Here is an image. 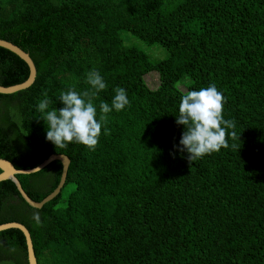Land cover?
I'll list each match as a JSON object with an SVG mask.
<instances>
[{
	"label": "trees",
	"instance_id": "trees-1",
	"mask_svg": "<svg viewBox=\"0 0 264 264\" xmlns=\"http://www.w3.org/2000/svg\"><path fill=\"white\" fill-rule=\"evenodd\" d=\"M0 39L37 68L31 87L0 94V158L18 170L54 154L71 160L62 192L41 209L0 182V225L26 226L38 264H264V0H0ZM93 69L107 84L93 97L97 119L116 87L130 103L107 114L94 151L56 148L37 105L44 92L51 110L63 107L61 92L94 91ZM29 74L0 47V85ZM212 84L236 138L190 162L179 150L181 96ZM62 170L57 160L16 177L41 202ZM0 264H29L19 229L0 232Z\"/></svg>",
	"mask_w": 264,
	"mask_h": 264
},
{
	"label": "clouds",
	"instance_id": "clouds-1",
	"mask_svg": "<svg viewBox=\"0 0 264 264\" xmlns=\"http://www.w3.org/2000/svg\"><path fill=\"white\" fill-rule=\"evenodd\" d=\"M86 83L94 91H84L82 94L74 89L61 92L59 96L62 108L49 110L50 100L47 92L44 99L37 105V111L42 113L46 123V139L56 148H66L69 144L76 143L86 146L94 151L102 126L108 122V113L113 109L117 112L129 105L126 90L122 87L115 88V95L111 106L106 102L99 105L100 115L97 119V108L93 97L107 88L103 77L95 69L87 73ZM226 98L215 84L199 90L187 91L181 96L177 124L185 126L180 140V151H187L190 162H196L206 154L219 152L222 148L230 147L228 138H236L234 120L224 119L223 108ZM233 130V131H229ZM105 134L108 129H104ZM235 147V144L231 145ZM39 221L38 214L34 217Z\"/></svg>",
	"mask_w": 264,
	"mask_h": 264
},
{
	"label": "water",
	"instance_id": "water-1",
	"mask_svg": "<svg viewBox=\"0 0 264 264\" xmlns=\"http://www.w3.org/2000/svg\"><path fill=\"white\" fill-rule=\"evenodd\" d=\"M0 47L5 48L11 51L12 53L16 54L17 56H19L28 65L29 70H30L29 77L25 82L18 84V85L9 86V87L0 85V94L10 95V94H14V93H17L19 91H22V90H25L31 87L36 80L37 68H36V65L33 59L30 57V55L27 52H25L23 49L18 47L17 45L13 44L12 42H9L3 39H0ZM57 160H59L63 165L61 179H60V182L57 188L51 194H49L45 199H43L41 202H36L32 200L28 196V194L25 192V190L22 188V185L16 176L19 174L30 175V174L38 173L41 170H43L45 167H47L49 164ZM70 164H71V160L68 156L64 154H54L34 169L18 170L9 160L0 158V169L2 171L0 173V182L6 181V180L14 181L23 199L31 207L35 209H41L47 203L55 199L62 192V189L67 180V175H68ZM8 229H19L24 234L26 238L29 264H38L35 251H34L32 237H31L29 230L26 228V226H24L21 223H17V222L0 225V232L8 230Z\"/></svg>",
	"mask_w": 264,
	"mask_h": 264
},
{
	"label": "rangeland",
	"instance_id": "rangeland-1",
	"mask_svg": "<svg viewBox=\"0 0 264 264\" xmlns=\"http://www.w3.org/2000/svg\"><path fill=\"white\" fill-rule=\"evenodd\" d=\"M138 45L139 46H142L143 49H144V51L146 53H148L149 55H151V56H154L155 57V54L157 52L160 53L161 58H164L167 55L165 49L164 48H160L159 46H153V47L152 46H145V45H143L141 43H139ZM146 80H147L148 84L151 87H156L158 85V78L155 75H149V76H147L146 77Z\"/></svg>",
	"mask_w": 264,
	"mask_h": 264
}]
</instances>
